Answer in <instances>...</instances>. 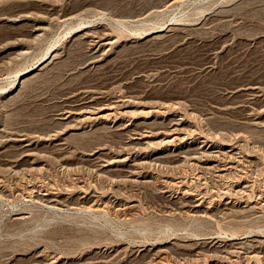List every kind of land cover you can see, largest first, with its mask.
I'll list each match as a JSON object with an SVG mask.
<instances>
[{
  "label": "rangeland",
  "instance_id": "obj_1",
  "mask_svg": "<svg viewBox=\"0 0 264 264\" xmlns=\"http://www.w3.org/2000/svg\"><path fill=\"white\" fill-rule=\"evenodd\" d=\"M219 263L264 264V0H0V264Z\"/></svg>",
  "mask_w": 264,
  "mask_h": 264
},
{
  "label": "bare ground",
  "instance_id": "obj_2",
  "mask_svg": "<svg viewBox=\"0 0 264 264\" xmlns=\"http://www.w3.org/2000/svg\"><path fill=\"white\" fill-rule=\"evenodd\" d=\"M34 69V68H33ZM34 71V70H33ZM30 72H32V70L30 71ZM30 72H28V73H25L26 75H23V76H27ZM244 84V83H243ZM88 87V86H87ZM246 87H248V88H251V89H253V88H255V87H257V85L256 84H246ZM88 97V96H87ZM126 97V99L127 100H133V99H135L136 97L135 96H133V95H130V96H125ZM125 98H123V100H124ZM163 99H165V98H163ZM122 100V101H123ZM168 101V100H167ZM119 103V102H118ZM95 105H96V103H95ZM114 105H113V103L111 102V103H105V104H102V105H98V107H95L94 109H95V111H96V113L98 114V115H101V116H103V117H109V116H111L112 115V111L111 110H114ZM119 107V106H118ZM87 108H89V107H87ZM82 109V108H81ZM77 110H79V109H77ZM108 111H111L110 113L108 112ZM115 111H116V109H115ZM115 111H114V113H115ZM119 111V110H118ZM144 111V110H143ZM108 112V113H107ZM125 113V112H124ZM100 117V116H99ZM136 128V127H135ZM137 129V128H136ZM142 128H139V129H137L136 130V135L138 136V135H141L142 134V131L143 130H141ZM152 130V129H151ZM128 131V130H127ZM154 131V130H153ZM172 132V131H171ZM147 133H149V131L147 132ZM170 133V132H169ZM168 133V134H169ZM152 134V133H151ZM155 134H157V133H155ZM148 135H150V134H148ZM178 137V136H177ZM169 139V138H168ZM6 157V156H5ZM9 164V163H8ZM7 164V165H8ZM69 165V164H68ZM43 167V166H42ZM70 169V168H69ZM68 170V169H67ZM133 183H135V182H133ZM173 184V183H172ZM169 185V184H168ZM157 190V189H156ZM220 250V249H219ZM228 253V252H227ZM253 253V252H252ZM255 256H256V254H254ZM252 256V255H251ZM252 257H254V256H252ZM221 263V262H220ZM219 263V264H220Z\"/></svg>",
  "mask_w": 264,
  "mask_h": 264
}]
</instances>
